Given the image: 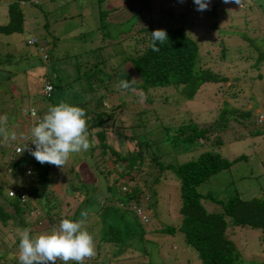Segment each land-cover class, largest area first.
<instances>
[{"label": "rangeland", "instance_id": "obj_1", "mask_svg": "<svg viewBox=\"0 0 264 264\" xmlns=\"http://www.w3.org/2000/svg\"><path fill=\"white\" fill-rule=\"evenodd\" d=\"M12 1L0 0V25L7 20L6 5ZM137 1L148 9L152 28H181L196 43L200 62L210 66L211 71H218L230 80L221 84L204 83L190 100L184 99V101L175 92L158 91L154 95L155 101L152 104L155 113L150 110L151 116L145 113L140 114V103L130 102L129 97L135 96V92H124L111 97L112 99L109 98L110 100L107 99L105 105H110L116 100L123 102L121 120L126 128V130L123 129L126 139L106 132L108 144L127 153L133 152L135 149L132 146L135 144L133 142L137 141L142 148L143 156H155L163 164L178 163L212 147L209 146L208 139L199 140L195 149L191 151H182L181 145L168 144L164 130L170 127L166 114H170L171 111L175 112L174 118L182 116L184 113L180 110H184L195 122L208 123L215 114H213L214 108H219L222 101H225L227 108L230 107L236 111L253 108L255 114L264 116V0H243L242 8L235 3L225 4L223 0H211L209 10L203 12L196 10L197 6L193 0H184L183 3H179L178 0ZM36 3L34 6L24 5V27L21 33L0 34V117L7 116V120L0 126H3L8 133L14 132L17 137L15 141L21 140L30 133L27 124L29 121L21 115V108L42 110L41 119L49 110L46 109L49 103L38 93L44 76H49L53 80L58 76L65 77L62 78L64 81L70 79V84L67 86L72 94H68L64 102L68 101L69 95L75 100H81L82 94L86 96L87 93H75L74 87H77V79L73 73L75 64L78 69L83 68L82 65L88 57V49L92 47L91 44L100 41V35L104 36V40H118L121 35H130L139 27L137 23L141 14L140 10L127 22L112 24L106 21V15H104L111 12V9H106L105 0H36ZM39 10L43 11L44 19L39 15ZM100 12L103 13L100 21L102 28L96 27L97 20L90 16ZM45 21L47 30L42 27ZM47 33L53 34L56 39L52 40ZM29 38H33L35 43L28 45L26 41ZM46 42L49 45L43 46ZM124 43L131 44L125 41L120 47L124 48ZM220 45H223L228 53L226 64L221 65V62L218 63L216 53ZM38 47H41V50H38ZM120 47L117 46L118 49ZM254 48L261 54L260 62L253 65L255 59L253 61L249 59L246 62L238 60V57L245 55L252 58L256 55L252 54V52L255 53ZM47 50L52 52L53 59H47ZM70 55L73 57H69ZM125 69H129V66L126 65ZM249 78H252V85L246 94L245 80ZM218 85H220L219 89ZM227 88L235 91L241 88L243 92L239 93L237 98L229 99L222 96ZM63 95L61 93V96ZM53 96L56 97V94L53 93ZM165 96L168 102L163 103ZM262 125L263 122L261 127H264ZM254 126L257 125L254 124ZM248 128H252V125L245 126L230 121L225 136L221 139V145L213 147V150H217L228 160L240 154H244V157L231 164L227 170L213 174L206 182L197 186L196 190L203 195L201 204L205 211L217 212L220 209L218 205L205 199L206 194L217 200L226 199L232 194L241 198L264 197V138L230 140L236 133H246ZM132 136L134 141H128L127 139ZM90 139H93L92 143L96 142L94 138ZM15 141L5 142L2 138L0 140V146H4L3 157L0 159V192L2 198L11 202L13 200L6 197L7 191L11 190L15 193L20 188L24 189L25 179H27L24 177V169L30 168L32 171V168L36 167L32 162L17 163L16 157L8 155ZM91 159L94 160V157ZM80 161H83L85 165L90 162L87 151L71 154L63 168L50 165L47 168L48 186L55 195H58L56 199L60 202L61 214L69 215L80 208L76 213L77 221L82 219V212L87 213L83 226L96 240L98 235L96 224L98 223L99 227L102 226L100 225V223L103 224L101 213L105 212L103 210L105 200L100 188L102 192L105 193V191L100 180L105 183L101 174L104 175L106 172L103 165H101L102 168L97 165V170L92 168L88 175H84L82 168L78 173L82 182L85 183L83 184L87 194L82 195V191L73 196L66 194L63 191L65 183L67 184L68 180L74 177L73 173L69 174V169L74 171V167L78 166ZM146 166L148 167H145V176H136V179L139 185L140 179L145 181L152 207L147 210L143 208L146 219L143 224H136L129 212L119 209L123 213V221L126 222L130 232L128 235H123L122 245L126 246L120 258L126 255L128 258L125 257L118 263L112 262V264H197L195 252L183 244L182 235L179 232L175 231L172 235H168L154 231L164 226H175L179 222L177 181L171 172L159 171L154 162H146ZM42 167L45 166L42 165ZM32 176L33 174L31 179ZM132 176H134L133 173ZM104 177L106 181L112 178V176ZM154 178L155 181H153ZM45 184L43 180L33 183L36 191L34 195L29 196L31 200L28 203L35 208L34 214L37 213L36 211L39 214L36 220L34 216L27 217L28 223L32 222V225H13L8 221L4 225L0 224V264H20L19 242L23 229H30L32 237L48 235L53 230L59 229L58 224H48L44 221L46 217L41 210V204L44 199L43 192L49 189ZM86 198L90 203L84 205ZM111 205L113 206V204L107 206L112 207ZM140 209L142 215L143 209L141 207ZM119 225H121L120 222ZM141 231L142 237L137 236L136 233ZM13 233L19 237L17 242L14 240L15 237L11 236ZM229 236L239 253L238 264H264V241L261 240L258 230L233 226ZM103 254L100 251L98 256L105 261ZM56 264H64V262L57 260Z\"/></svg>", "mask_w": 264, "mask_h": 264}, {"label": "trees", "instance_id": "obj_2", "mask_svg": "<svg viewBox=\"0 0 264 264\" xmlns=\"http://www.w3.org/2000/svg\"><path fill=\"white\" fill-rule=\"evenodd\" d=\"M25 4L34 6L37 3L36 0H13L6 5L7 20L4 24L0 25V34L10 35L22 32L24 27L23 16L25 15L23 8ZM38 13L41 18H45L43 11L39 10ZM96 15L99 17L98 20L101 21L103 13H96ZM96 15L94 16L96 17ZM46 26L45 21L42 27L47 30ZM98 28H102L101 23ZM154 30L157 29L152 28L149 24L140 25L130 35L120 36L119 34L120 39L118 40H104V36L100 35V41L91 44L92 47L88 49V57L85 59L84 65H82L83 68L78 69L76 64L75 66L73 65L76 70L73 73L77 79V87H74L75 93H87V95L82 94L81 100H75L69 95L68 101L65 103L81 107L85 110L89 138H94L96 142L92 143L93 139H90L91 147L87 151V157L90 162L85 165L83 161H80L77 164L78 166L74 167V171L71 168L69 169V174L73 173L74 177L68 180L67 184L64 182L65 187L63 191L72 196L75 193L79 194L80 191H82V195L87 194L84 186L85 183L82 182L78 173L82 168V174L84 175H88L92 168H96L97 170V165L100 168L103 165L104 172H106L104 175L101 174L105 183L100 180V184L105 191V193L102 192L100 188L102 197L105 200V208H103L105 212L104 214L101 213L103 224L100 223L102 225L100 227L98 223L96 224L98 226L96 240L93 236V240H95V255L92 258H86L83 264H112V262L118 263L119 260H123L125 257L128 258V255L120 258V254L124 252V246H126L122 245L123 235L130 234L125 224L126 222L124 223L123 221L122 211L129 212L136 224H143L133 212V208L141 207L147 210L152 207V204L149 202V194L145 181L140 179L141 184L139 185L136 179V176H145V167H148L146 166V162L156 163L159 171L166 170L171 172L177 181L179 200L177 213L180 218L179 222L175 226H164L154 231L168 235H172L175 231L179 232L182 235L183 244L192 248L195 252L197 264H238L239 253L233 242L229 239V234L233 231V226L245 227L258 230L261 240L264 241V197L241 198L236 194H232L226 199L217 200L213 196L206 194L204 195L205 199L211 203H215L220 208L217 212H207L201 204L203 195L196 189L199 184L206 182L213 174L227 170L231 164L244 157V154H240L228 160L222 157L217 150H213L214 146L221 145V139L225 136L229 122L234 121L237 124L245 126L252 125V128L246 130V133H236L230 140L253 139L254 137L264 138V127H261L262 122V126H264V116L261 115L262 119L259 120L257 117L260 114H255L253 108L244 111H236L230 107L227 108L225 101H222L219 108H214L213 114H215L208 123L195 122L190 117V114L184 110H180L184 113L182 116L174 118L173 114L175 112L171 111L170 114L165 115L169 121L168 126H170L164 130L168 144L172 146L181 145L182 151H191L195 149L199 140L208 139L209 146L212 147L210 150H202L197 155L178 163L163 164L155 156H143L142 148L139 147V142L133 140V136L127 139L135 143L132 145L135 148L133 152L124 153L108 144L106 132L114 136L120 135L121 138L126 139L123 134V129L126 130V128L122 125L121 120L123 102L116 100L110 105H105L108 101L107 99H112L111 97L123 94L124 92H135V96L129 97L131 98L130 102L140 103V114H149L150 110L154 111L152 104L155 101L154 95L158 91L175 92L184 101V99L190 100L204 83L221 84L230 80L229 77L218 71H211L210 66H206L200 62L196 43L181 28L164 29L168 34V42L159 46V52H153L151 33ZM47 34L52 40L56 39L53 34ZM125 41L131 42V44L124 43L125 47H120V45L123 46L122 44ZM44 45L47 46L49 44L46 42L43 43ZM117 46L120 48L118 49ZM254 50L255 53L252 52V54H256L254 55L255 57L249 58V56L245 55L238 57V60L246 62L249 59L251 61L255 59L253 65H256L260 62L261 54L257 49L254 48ZM216 53L218 63L221 62L220 65L226 64L228 53L223 45L219 46ZM46 57L48 60L53 59V54L50 50L46 51ZM69 57L73 56L70 55ZM126 65L129 66V69H125ZM256 77L259 78L258 75ZM62 78L58 76L53 80L49 76H44L43 84H48L51 87L47 97L40 94L49 103V107L46 106V109L64 102L68 94H72L71 89L67 86L71 80L64 81ZM121 81H130L135 91L120 88L119 84ZM245 83H247L246 92L252 85V78L246 79ZM219 88L220 85H218ZM242 92L241 88H238L236 91L227 88V91L225 94L222 93V96L234 99ZM53 93L56 94V97L53 96ZM61 93L64 95L61 96ZM246 94L243 93V95ZM142 96L143 99H141ZM165 102H168L166 96L163 97V103ZM41 111L34 110L35 118L32 121L31 118L24 115L22 110H20L23 118L29 121L27 124L29 125L30 133L20 141H15L11 145L8 155L16 157L17 163L32 162L36 167L32 168L33 173L30 168L24 169V177L27 178L25 179L26 187L22 186L24 189L20 188L19 191L12 192L14 195L6 194L7 198L13 200L11 202L7 199V203L12 208V211L3 210L0 207L1 225H4L7 221L13 225H32V222L28 223L27 221V216L25 215L27 211L25 209H31L28 201L31 200L29 196L31 194L34 195L36 191L33 183L34 181L43 180L44 184L46 183L45 185L49 188L47 168L50 164H43L45 166L43 168L42 164L37 162L30 154V151L27 150V145L31 141V129L41 121ZM254 124L257 126H254ZM1 138L4 140L2 135L0 140ZM15 145L20 148L19 153L14 152L13 146ZM34 150L35 146L32 148V151ZM3 151L4 146L1 145L0 159L3 157ZM91 157H94V160ZM132 173L134 176H132ZM32 174L33 178L31 179ZM104 176L107 178L112 176V178L106 181ZM155 180L154 178L153 181ZM23 191H25L26 200L23 202V205H20L18 197L20 192ZM43 195L44 199L41 204V210L46 217L44 221L48 224L53 223L58 225H60L62 219L76 221V213L80 208H77L69 215H63L59 211L60 202L56 199L58 195H55L50 188L44 191ZM0 197H2L1 192ZM88 198L85 199L84 205L88 204ZM108 204H113V206H107ZM37 218L38 216L34 220ZM119 222L121 225H119ZM82 230H86V227L83 226ZM136 235L142 237V231L137 232ZM11 236L15 237L14 240L16 242L19 239L14 233ZM100 251L104 253L103 257L106 258L105 261L99 259L98 255ZM107 253L108 256H106ZM68 264H77V262L70 261Z\"/></svg>", "mask_w": 264, "mask_h": 264}, {"label": "clouds", "instance_id": "obj_3", "mask_svg": "<svg viewBox=\"0 0 264 264\" xmlns=\"http://www.w3.org/2000/svg\"><path fill=\"white\" fill-rule=\"evenodd\" d=\"M178 2L183 3L184 0H178ZM193 2L197 6L196 10L203 12L209 10L211 0H193ZM223 3H235L239 8L243 7V0H223ZM29 40H31V42ZM166 42H168V34L166 30L157 29L151 33L153 52H159V46ZM26 43L31 45L35 43V40L29 38ZM38 50H41V48ZM42 87L38 91L41 95H43L40 92ZM119 87L135 91L130 81H121ZM141 99H143V96ZM23 109L21 108L20 110ZM28 109H31L34 112V109ZM85 117L86 112L84 109L78 106H72L65 102H60L58 105L50 107L41 121L31 129L30 140L31 143L35 145V150H29L30 154L42 165L47 163L63 168L71 154L88 151L91 147L89 132L87 129V120ZM34 118L35 116L31 118L32 121ZM6 120L7 116L0 117V125ZM0 134L3 135L5 142L10 140L15 141L17 139L14 132L8 133L3 126H0ZM12 192L14 191L10 190L7 194L14 195ZM2 199L6 204L1 205L0 203V207L3 210L12 211L7 200L4 198ZM25 200V193L20 192L18 197L19 204L23 205ZM29 207L31 209H25V211H27L25 212V215L27 217H37L39 214L38 211L34 214L35 208L31 205H29ZM86 216V212L81 213V217L86 218ZM83 224L84 219L77 221L62 219L58 230H53L51 234L39 235L37 237L30 236V229H23L19 242L20 264H56L57 260L63 261L64 264H67L69 261L83 264V261L86 258H92L95 255L93 236L86 230H82Z\"/></svg>", "mask_w": 264, "mask_h": 264}, {"label": "crops", "instance_id": "obj_4", "mask_svg": "<svg viewBox=\"0 0 264 264\" xmlns=\"http://www.w3.org/2000/svg\"><path fill=\"white\" fill-rule=\"evenodd\" d=\"M105 5L106 9H111L109 14H104L106 15V21L108 23L123 24L124 22H127L129 19H131L134 15L136 16L141 10L137 25H150V15L148 9L139 4L137 0H105ZM94 15L96 14L90 16L97 20L96 27H99V17L98 15H96V17Z\"/></svg>", "mask_w": 264, "mask_h": 264}, {"label": "built area", "instance_id": "obj_5", "mask_svg": "<svg viewBox=\"0 0 264 264\" xmlns=\"http://www.w3.org/2000/svg\"><path fill=\"white\" fill-rule=\"evenodd\" d=\"M50 90H51V87L48 84H44L40 92L43 95L48 96ZM22 112H23L24 115H27L29 118L34 117V112L31 109H27V110L26 109H23ZM258 119L260 120L261 117L259 116ZM36 122L38 123V120L37 119H36ZM34 146L35 145L32 144L31 141H30V143L27 145V150L28 151L29 150H32V148ZM13 150H14L15 153H19L20 152V148L17 145L13 146ZM133 211L139 217V219H140L141 222L144 223L146 221L145 216L143 214L141 215V210H140L139 207L133 208Z\"/></svg>", "mask_w": 264, "mask_h": 264}, {"label": "water", "instance_id": "obj_6", "mask_svg": "<svg viewBox=\"0 0 264 264\" xmlns=\"http://www.w3.org/2000/svg\"><path fill=\"white\" fill-rule=\"evenodd\" d=\"M2 200V201H1ZM5 203V201L2 199V198H0V203H1V205H4L3 203Z\"/></svg>", "mask_w": 264, "mask_h": 264}]
</instances>
